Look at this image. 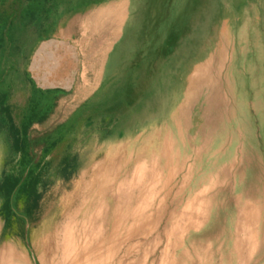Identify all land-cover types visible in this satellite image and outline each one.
I'll return each instance as SVG.
<instances>
[{
	"label": "rangeland",
	"instance_id": "rangeland-1",
	"mask_svg": "<svg viewBox=\"0 0 264 264\" xmlns=\"http://www.w3.org/2000/svg\"><path fill=\"white\" fill-rule=\"evenodd\" d=\"M33 1L41 0H0V264H40L27 237L57 206L49 184L61 183L84 154L93 167L103 145L117 155L116 186L124 183L122 192L133 186L114 242L105 240L107 227L91 222L102 243V258L93 264H264V199L251 185L252 170L243 177L219 173L242 163L243 149L257 152L264 172L255 118L257 109L264 114V101L254 96L251 81L257 70L264 75V61H256L264 60L263 18L250 16L259 1L132 0L117 38L101 39L102 84L84 96L41 88L30 78L33 46L57 30L66 9L61 4L69 2L49 0L46 22V9ZM257 38L260 55L253 49ZM98 42L86 40L81 61H97ZM201 74L206 92L215 85L221 103L214 130L198 120L206 107ZM251 186L255 199L245 196ZM247 212L243 233L237 227ZM102 251L110 255L105 259Z\"/></svg>",
	"mask_w": 264,
	"mask_h": 264
},
{
	"label": "bare ground",
	"instance_id": "bare-ground-1",
	"mask_svg": "<svg viewBox=\"0 0 264 264\" xmlns=\"http://www.w3.org/2000/svg\"><path fill=\"white\" fill-rule=\"evenodd\" d=\"M258 1H259L258 8H254V10H252L250 12V16L252 18V17H254V15L257 16L258 14H261L262 18H263L262 27H263V30H264V0H258ZM250 7H248V8H250ZM251 18H249V19H251ZM215 20H216V18H215ZM239 21H240V19H239ZM252 21H253V19H252ZM252 24H254V23H252ZM213 39H214V37H213ZM225 43H226V40H225L224 44L221 45V49H220L218 54H222L221 52H222L223 47L225 48V46H224ZM261 45H263V44L259 43L258 42V38H257V41H255L254 44H253V49L259 55H260L261 50H262V46ZM205 46L206 45H204V47ZM258 54H256V55L258 56ZM197 55H198V53H197ZM245 56L246 55H243V57H245ZM262 56L261 57L258 56V58L256 60V61H258V64L260 63L259 65H261L262 61H264ZM203 58H204V56H203ZM241 71H243V70H241ZM253 75H252L253 77L251 78V81L253 82L252 83V88H253L254 96L255 97H259V99L264 101V88L262 89V87H263L262 84L264 82V75L262 74L261 71L259 72V70H257L256 73H253ZM200 76L202 78H201V80H198V84H201L200 92H201L202 95H204V102L206 104V107L204 108V110L202 111L201 115L198 118L199 124L203 128L204 127H209V129L214 130L216 128V124H218V122H219V118L222 117V115L219 117V115L221 114V110H220L221 103L219 102V99H218V91H217L215 85H211V89L213 90V93H210V95H209L208 89H207V92H206L207 85H206V82L204 81L206 76L202 75V74ZM254 77L256 78V80L254 79ZM257 79H259V82L261 81L260 82V86H258L259 85L258 82H257V85H256ZM239 81H241V79ZM242 85H243V83H242ZM173 95H175V94H173ZM235 96H236V94H235ZM210 112L213 113L212 114L213 117H209L211 115ZM225 115H226V113H225ZM255 115H256L255 118H256V121L258 122V126L260 128V131L263 134L262 138L264 139V114L261 113L259 109H257V111H255ZM177 127L178 126H176V128ZM199 129H201V128L199 127ZM176 131H177V129H176ZM175 135H176V133H175ZM164 136H165V134H164ZM172 136H174V135H172ZM207 137H209V136H207ZM146 142H148V141H146ZM117 144L118 143L115 144L116 147L119 146ZM108 145H110V144H108ZM120 146H119V148H120ZM116 147H114V148L116 149ZM106 148H107V146H105V145L99 146V147L96 148L98 151H97V153L94 154V157H96L98 154L102 155L103 157L102 156L97 157L99 162L94 164L93 167H90V164H89V162H87V159H86V154H84L79 160L74 162L73 166L70 169L65 170L63 172L61 183L59 182L60 184L58 183L57 186H53V187L49 184V187H50L49 195L54 193L55 195H58V197H59L58 203H56L57 206L53 208V209H55L54 211H52L51 213H47V216L45 217L44 221L41 222L40 226L36 230H35V228H31L30 229L28 237H27L28 243L32 246L33 254L38 259L40 264H82L83 262L86 264V263H88V261H91L92 263L91 262L90 263L93 264L94 261H96V260L98 261L99 259H101L102 258L101 257L102 256L101 255L102 243H100L99 239L97 238L99 236V233H95L94 234V232L91 231L92 228H91L90 224H91L92 221L96 222V224H98V223L100 224V225L98 224V228L100 227L99 229H101V226H102V228L104 226L107 227L108 230H109L108 231L109 234H108V236L106 235L105 240L110 241V242H112V241L114 242V238L116 236V230L118 232V229H117L116 226H118L117 223H119V221H120V219H119L120 217L119 216L122 215L120 212H121L122 208L125 207V204H126L128 198H129L128 196H129L131 188H132L131 186H133V184L127 183L128 185L130 184L128 186V187H130V188H128V190H130V191L127 190L125 192H122L126 188V187L124 188V186H123L124 183L118 182L119 185L116 186V182H115V180L113 179L112 176H113V167L115 166L114 161H115L117 155H115L111 151V146H109L108 149H106ZM117 149H116V151H117ZM240 153H241V162L242 163H239V164L238 163H234L229 168L227 167V168H224V169L220 170L219 171L220 175H222L223 177H227V176L229 177L230 174L233 173L234 176L235 175H240V176L242 175V177H243L245 174H247L248 171L251 172V170H252L251 174L253 175V178H252V181H251V183H252L251 185H254V184L256 185V187H257V192L256 193H258L257 197H261V198L264 199V172H263V168L261 166L262 163L259 161L260 158L258 157L257 152H255V151L253 152V151H249V150L243 149V150H240ZM87 158H88V156H87ZM212 160H213V158H212ZM141 172H142V170H141ZM130 175H132V174H130ZM171 175H172V173H171ZM131 180H132V178H131ZM132 181L135 182L134 180H132ZM123 188H124V190H123ZM255 188L252 189V186H251L248 189H246L245 190V196L255 199L256 198L255 196H251V193H253V190ZM224 190H225V188H224ZM224 190H222V191H224ZM225 191H227V190H225ZM206 195H208V194H206ZM141 196H143V195L141 194ZM130 199H129V202H130ZM262 202H263V200H262ZM257 203H259V201H257ZM138 206H139V204H138ZM138 206H136V207H138ZM247 206H248V204H247ZM142 207L144 208L143 205H142ZM129 208H131V207H129ZM249 208H250V205H249ZM249 208H248L247 211H249ZM132 209L134 210V207ZM261 209H262V207H261ZM125 210L126 209H124V215L126 216L127 212H125ZM136 210L138 212L139 207L135 209V213H137ZM141 210H142V208L139 211L141 212ZM127 211H128V209H127ZM259 211H260V209H259ZM131 213H133V215H136V217L140 216L139 215L140 213L138 215L134 214V212H132V210L130 211V215H132ZM247 213L249 214V212H247ZM247 213H246L247 218L245 216L246 219H244V221H242L244 216L243 217L241 216L242 218L239 217L240 220L242 219L241 220L242 223L239 222L240 224L237 227V230L240 231V232L241 231L242 232L245 231V230H241V229H243L241 227L245 228L246 226L249 227V225H250L248 223V217L250 216V214L247 215ZM242 215H245V214H242ZM122 217L124 218V216H122ZM145 217H147V215ZM203 217H205V216H203ZM129 218H130V216H129ZM131 219H133V218H131ZM121 220H123V219H121ZM245 220H247V221H245ZM24 223H25V220H24ZM122 223H123V221H122ZM154 225H156V223ZM130 226L129 225L127 226V228L129 230H130ZM248 227H246V228H248ZM128 229L125 230V234H126V231ZM130 231L132 232V230H130ZM96 232H97V230H96ZM120 232H123V231H120ZM123 237H127V235H124ZM127 238L126 239L122 238V239L127 241ZM102 239H104V238H102ZM126 241H124V243ZM239 242H240V240L238 241V244H239ZM242 243L243 242H241L240 244H242ZM107 244H108V242H107ZM238 244L235 247H237ZM240 244H239V248H240ZM244 244H245V242H244ZM121 245H123V244H121ZM113 246H115V243H114ZM110 247H112V246L110 245ZM130 247H131V245H130ZM242 248L243 247H241V249H239V251L242 250ZM113 249H114V247H113ZM113 249H111L110 251L108 250L107 252H111ZM12 250H14V249L12 248ZM235 250H236V248H235ZM117 251H118V249H117ZM128 251H129V249H128ZM237 251H238V249H237ZM105 252H103V253H105ZM112 253L113 252H111V254ZM127 253H129V252H127ZM240 253L241 252H239V255H240ZM106 255L107 254L105 253V255H104L105 259L110 254L107 255V256ZM241 258L242 257H240V259L239 258L238 259L241 260ZM109 259H110V257H109ZM106 261L107 260H105L104 262H106ZM101 263L99 262V264H101ZM94 264H96V263H94Z\"/></svg>",
	"mask_w": 264,
	"mask_h": 264
},
{
	"label": "crops",
	"instance_id": "crops-1",
	"mask_svg": "<svg viewBox=\"0 0 264 264\" xmlns=\"http://www.w3.org/2000/svg\"><path fill=\"white\" fill-rule=\"evenodd\" d=\"M36 7L45 8L44 20L48 22L53 6L49 0L33 1ZM66 9L58 28L46 33L32 48L27 70L30 78L41 88L51 91L73 90L84 96L91 88L102 84L103 50L101 39L117 38L128 14L132 13V0H80L61 4ZM51 23V22H50ZM53 23V21H52ZM99 39L93 63L81 61L86 40ZM96 46V45H95Z\"/></svg>",
	"mask_w": 264,
	"mask_h": 264
}]
</instances>
